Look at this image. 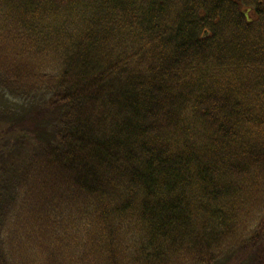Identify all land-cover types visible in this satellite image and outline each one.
Wrapping results in <instances>:
<instances>
[{
  "label": "trees",
  "instance_id": "obj_1",
  "mask_svg": "<svg viewBox=\"0 0 264 264\" xmlns=\"http://www.w3.org/2000/svg\"><path fill=\"white\" fill-rule=\"evenodd\" d=\"M0 94V264H264V0H0Z\"/></svg>",
  "mask_w": 264,
  "mask_h": 264
},
{
  "label": "rangeland",
  "instance_id": "obj_2",
  "mask_svg": "<svg viewBox=\"0 0 264 264\" xmlns=\"http://www.w3.org/2000/svg\"><path fill=\"white\" fill-rule=\"evenodd\" d=\"M6 102L7 100L0 94V107H4ZM14 104L15 102L10 103L13 107ZM36 133V131L22 130L20 128L13 132L7 122L0 121V169L1 166H7L11 160L23 156L28 148L30 150L33 142L41 136L38 135L36 137Z\"/></svg>",
  "mask_w": 264,
  "mask_h": 264
}]
</instances>
